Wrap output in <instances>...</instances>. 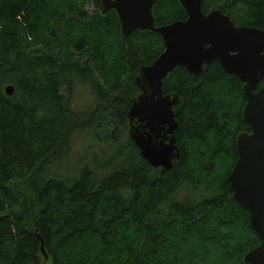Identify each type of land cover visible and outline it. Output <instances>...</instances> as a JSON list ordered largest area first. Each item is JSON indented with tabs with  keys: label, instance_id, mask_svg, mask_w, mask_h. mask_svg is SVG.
<instances>
[{
	"label": "trees",
	"instance_id": "obj_1",
	"mask_svg": "<svg viewBox=\"0 0 264 264\" xmlns=\"http://www.w3.org/2000/svg\"><path fill=\"white\" fill-rule=\"evenodd\" d=\"M88 4L0 0V264H246L261 240L229 182L238 137L252 132L243 83L219 60L199 77L172 72L163 93L182 100L174 108L182 156L171 171L153 168L128 115L142 95L141 69L165 43L149 31L126 39L115 11L93 0L90 14ZM218 10L264 31V0H204V14ZM153 14L156 27L188 19L179 0H160ZM77 85L90 89L94 109L75 111ZM82 130L127 143L75 178L52 173Z\"/></svg>",
	"mask_w": 264,
	"mask_h": 264
},
{
	"label": "water",
	"instance_id": "obj_2",
	"mask_svg": "<svg viewBox=\"0 0 264 264\" xmlns=\"http://www.w3.org/2000/svg\"><path fill=\"white\" fill-rule=\"evenodd\" d=\"M160 0H101L104 11H115L121 31L128 39L137 32L162 37L165 50L137 78L142 95L134 102L128 118L130 137L143 159L156 169L171 171L181 159L176 144L178 122L174 108L182 104L177 95L163 93L164 81L179 67L199 77L204 67L219 60L223 70L244 85L247 104L244 120L252 132L238 137L239 158L229 177L234 200L250 211V222L261 245L250 252L246 264H264V31L237 27L221 11L203 12L204 0H179L188 14L186 21L156 27L153 10ZM13 86L6 94L13 96ZM42 252L48 256L42 245Z\"/></svg>",
	"mask_w": 264,
	"mask_h": 264
},
{
	"label": "rangeland",
	"instance_id": "obj_3",
	"mask_svg": "<svg viewBox=\"0 0 264 264\" xmlns=\"http://www.w3.org/2000/svg\"><path fill=\"white\" fill-rule=\"evenodd\" d=\"M92 2L93 0H89L87 6V10H89L90 14L95 11ZM95 105V100L90 89L85 85H77L73 94V108L75 111L85 113L94 109ZM95 136L92 135L90 130H82L78 131L75 135L73 134L70 155L65 162L54 166L51 172L61 174L66 178H75L81 171L82 165L91 162L97 154L99 155L102 154V152H106V154H109L107 160H110V158L118 156L119 154L118 150L114 149L111 145L125 146L127 143V140H125L126 135L122 137L121 141H106L103 139L104 136L102 135ZM48 264H52L51 260Z\"/></svg>",
	"mask_w": 264,
	"mask_h": 264
}]
</instances>
